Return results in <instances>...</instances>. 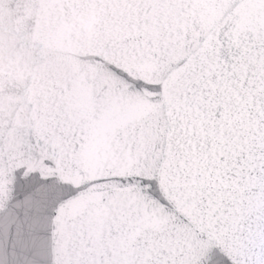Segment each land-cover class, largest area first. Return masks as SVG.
Returning a JSON list of instances; mask_svg holds the SVG:
<instances>
[{
    "label": "snow or ice",
    "instance_id": "obj_1",
    "mask_svg": "<svg viewBox=\"0 0 264 264\" xmlns=\"http://www.w3.org/2000/svg\"><path fill=\"white\" fill-rule=\"evenodd\" d=\"M0 264H264V0H0Z\"/></svg>",
    "mask_w": 264,
    "mask_h": 264
}]
</instances>
